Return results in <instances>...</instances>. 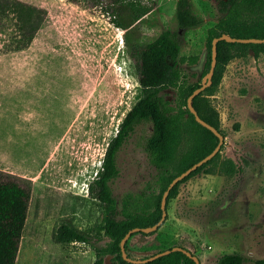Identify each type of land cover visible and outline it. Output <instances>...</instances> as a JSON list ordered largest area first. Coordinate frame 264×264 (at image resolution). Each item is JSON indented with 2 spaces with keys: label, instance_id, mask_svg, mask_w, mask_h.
<instances>
[{
  "label": "rangeland",
  "instance_id": "1",
  "mask_svg": "<svg viewBox=\"0 0 264 264\" xmlns=\"http://www.w3.org/2000/svg\"><path fill=\"white\" fill-rule=\"evenodd\" d=\"M23 1L43 8L46 20L23 50H6L0 41V170L31 182L17 264H93L91 244L57 242L53 234L64 221L87 231L103 223L104 206L89 184L135 101L139 80L130 43L151 41L166 29L178 32L182 54L200 57L195 65L181 64L183 72L202 84L215 2L191 0L205 21L182 29L174 18L177 0H143L153 11L125 35L106 4ZM176 93L168 91L167 98L173 101ZM208 99L225 133L221 157L233 158L243 171L233 177L200 173L182 183L163 228L130 237L132 257L184 241L202 264L233 252L264 259V54L231 60ZM151 132L150 122L138 124L119 150V173L111 182L117 198L141 190L155 172L146 152Z\"/></svg>",
  "mask_w": 264,
  "mask_h": 264
},
{
  "label": "trees",
  "instance_id": "2",
  "mask_svg": "<svg viewBox=\"0 0 264 264\" xmlns=\"http://www.w3.org/2000/svg\"><path fill=\"white\" fill-rule=\"evenodd\" d=\"M91 2L100 6L106 4L105 11L109 13L111 22L124 30L125 35L153 11V7L143 0ZM214 2L217 16L207 30L209 51L204 74L211 67L214 38L225 33L234 37L264 38V0ZM174 18L182 29L197 28L205 21L202 15L194 11L191 0H177ZM45 20L46 11L37 5L23 0H0V41L6 50H23L32 43ZM217 51L213 82L194 98L193 104L201 118L225 135L220 126L219 112L208 96L216 92L231 60L246 57L250 52L256 57L264 54V43L220 40ZM130 56L139 80L135 101L120 122L116 135L106 149L101 168L89 184L90 195L104 206L103 223L99 230L87 231L64 221L55 229L53 237L61 243L91 244L96 253L93 264H107V256H110L111 264H196L183 251H172L146 263L128 262L122 256L121 241L126 233L134 227H147L158 222L162 216V196L171 181L211 153L219 143V137L199 123L188 108V97L201 84L191 83L181 64L195 65L200 57L182 54L178 32L166 29L151 41L135 40L130 43ZM172 89L177 92L173 101L167 98V92ZM142 122L152 125L146 152L155 172L141 190L130 191L117 198L111 187L112 180L119 173L117 154L135 127ZM242 171L243 168L233 158H222L220 151L171 189L167 208L170 200L179 195L180 185L200 173L233 177ZM30 200L31 182L0 170V264H17ZM156 232L137 233L150 236ZM183 242L177 245L192 251ZM125 247L128 256L132 257L128 252V241ZM249 261L264 264V259H252L244 253H226L214 264H244Z\"/></svg>",
  "mask_w": 264,
  "mask_h": 264
},
{
  "label": "water",
  "instance_id": "3",
  "mask_svg": "<svg viewBox=\"0 0 264 264\" xmlns=\"http://www.w3.org/2000/svg\"><path fill=\"white\" fill-rule=\"evenodd\" d=\"M220 40H226L228 42H240V43H264V38H258V37H234L228 34H223L219 37H216L213 39L212 41V62H211V67L209 72L205 75V77L202 80V84L197 87L196 89H194V91L190 94V96L188 97V108L190 109V111L195 115L196 120L201 123L202 125L206 126L207 128H209L210 130L213 131V133L215 135H217L219 137V143L218 145L214 148V150L209 153L207 156H205L204 158H202L201 160H199L198 162H196L195 164H193L191 167H189L187 170L183 171L181 174L177 175L169 184V186L167 187V189L164 191L163 196H162V201H161V208H162V216L159 219L158 222H156L153 225L147 226V227H134L131 230H129L126 235L123 237L122 241H121V250H122V256L125 260H127L128 262H132V263H146L149 261H152L156 258H159L161 256H164L166 254L171 253L172 251H183L185 252L187 255H189L190 257H192L194 259V261L196 262V264H202L201 260L199 258L198 255L192 253V251H190L189 249L185 248L184 246H179V245H175L173 247L167 248L165 250H162L158 253H155L153 255H150L148 257L145 258H133L128 256L127 250H126V242L128 241V239L137 232H143V233H153L155 231H158V229L165 223L166 219H167V215H168V211H167V200H168V195L171 191V189L180 181H182L184 178H186L188 175H190L193 171H195L197 168H199L200 166H202L204 163L208 162L209 160H211L218 152L221 151L222 147L224 146V141H225V135L223 133L220 132V130L215 127L214 125L208 123L206 120H204L203 118H201V116L199 115L198 111L196 110V108L194 107L193 104V100L196 96H198L200 93H202L206 88H208L212 82H213V76H214V72H215V67L217 64V44ZM107 264H111V260H110V256H107L106 258Z\"/></svg>",
  "mask_w": 264,
  "mask_h": 264
},
{
  "label": "crops",
  "instance_id": "4",
  "mask_svg": "<svg viewBox=\"0 0 264 264\" xmlns=\"http://www.w3.org/2000/svg\"><path fill=\"white\" fill-rule=\"evenodd\" d=\"M163 228V227H162ZM165 228V227H164ZM162 230H164V229H162ZM163 232V231H162ZM233 253H237V252H233ZM218 259V258H217Z\"/></svg>",
  "mask_w": 264,
  "mask_h": 264
}]
</instances>
